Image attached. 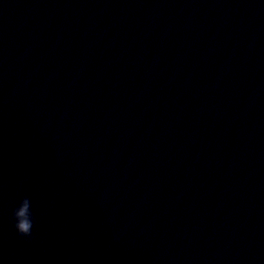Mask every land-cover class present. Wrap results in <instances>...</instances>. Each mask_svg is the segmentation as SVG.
<instances>
[{
	"label": "clouds",
	"instance_id": "clouds-1",
	"mask_svg": "<svg viewBox=\"0 0 264 264\" xmlns=\"http://www.w3.org/2000/svg\"><path fill=\"white\" fill-rule=\"evenodd\" d=\"M11 216L14 221L13 227L17 234L23 238L30 239L33 235L35 223L30 198L27 196L22 198L16 207L12 209Z\"/></svg>",
	"mask_w": 264,
	"mask_h": 264
}]
</instances>
